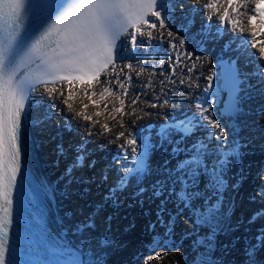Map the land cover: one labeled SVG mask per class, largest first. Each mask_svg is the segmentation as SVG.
<instances>
[{"label":"snow or ice","instance_id":"obj_1","mask_svg":"<svg viewBox=\"0 0 264 264\" xmlns=\"http://www.w3.org/2000/svg\"><path fill=\"white\" fill-rule=\"evenodd\" d=\"M218 2L219 0H204L202 4V9L208 10L209 19L213 15L217 18V35L220 34L221 26L226 31L241 33L246 31L247 25L238 27L239 20L230 16L229 9L239 16H247L252 31L245 37V43L251 48H256L253 56L264 62V40L256 39L257 36H264V0H255L251 15L247 14L249 0H240L235 7L234 0H227V7H223L222 12L217 7ZM183 7V4L170 3V0H0V264H19L14 254L10 253L9 242L14 223L16 197L19 194L22 200L24 195V189L20 185L24 168L22 129L24 120L31 118L30 95L40 88L47 93L50 109L57 107V103H62L69 111H75V115L82 117L84 121H92V116L86 115L83 110H74L69 103L78 92L89 97L90 104L96 107L103 104L105 111L121 116L116 125L110 127L108 123H104L98 133L91 130L86 133L89 136L111 133L114 139L107 141L108 143L121 141L114 163L124 161L121 170L125 175L120 178L117 187L126 183L129 174H144L148 168L147 160L150 153L158 146L164 143L175 144L172 156L176 158V163L169 168L168 161H164L162 168L166 175L163 181L158 180L153 185V195L162 197L168 194L170 197H176L183 209L189 210V219H193L196 225L211 226L216 220L219 214V194L226 183L223 175L224 166L238 151L235 139L229 143L227 125L222 124V119L226 115L231 118L239 111L238 93L242 81L233 64H230L224 73L230 88L229 100L222 102L219 109L216 108L213 97L218 96V93L213 92L211 86L216 71L214 68L210 69V75L207 77L209 86L203 89V93L211 92L212 95L202 94L200 98L192 101L190 106L194 107L195 111L191 116H185L184 119L174 118L161 125L157 132L159 140L156 144L145 139L140 130L129 131L123 120L125 115L136 114L137 109L134 106L139 103L142 95L138 94L128 99L133 77L125 69H130L137 76L145 70L139 65L121 66L116 63V48L122 36L129 37L131 47L135 48L137 36L146 37L150 42L152 39H163L166 35L174 54V60L170 58L171 76H176V69L182 65L192 72L198 66L197 62L212 63L207 57L202 56H196L195 60H192L193 54L186 49L185 40L177 34L180 30L176 32L170 30L169 25L174 11ZM257 19L258 25L254 23ZM257 28L260 31H257ZM130 29L133 31L130 32ZM152 30H156L155 35ZM185 61H191V66L186 65ZM159 63L164 64V59H160ZM260 68V76L264 78V63H261ZM122 75L126 79L122 80ZM151 75L153 74L149 73V76ZM101 76H104V79H101ZM171 76L168 82L176 84L177 81L172 80ZM192 79L188 76L186 79H180L179 83H187L192 87ZM77 84L83 87L77 90ZM146 84L151 88V80L146 81ZM195 86L199 87L198 84ZM96 96L99 99H91ZM156 99L159 100V97ZM109 103L112 104L111 109L108 107ZM169 105L170 100L165 98L162 103L150 102L147 107ZM88 107V104L83 105L84 109ZM103 114L97 111L92 115L100 117ZM112 119H116L115 115ZM37 121L44 122L39 117ZM99 123V120L92 121V127ZM117 128L120 130H116ZM199 129L208 130L205 139L194 140L191 145L185 144L183 148L174 138L175 134L181 141L190 139ZM138 138L140 143L137 142ZM208 141L216 142L211 152ZM83 151L84 145L81 144L78 153ZM213 156L215 160L211 159ZM83 159V155L78 154L72 167L82 164ZM72 167H69L68 174L71 173ZM202 178L209 189L206 193H202L199 188ZM143 191L141 188L140 192ZM259 195L264 196V192ZM196 201L200 203L197 205ZM177 211L181 209L178 208ZM171 232L172 228L169 226L168 233ZM212 232L209 247L211 240L214 239L215 227L212 228ZM257 239L261 247L257 249L255 244L250 246L251 264H257L256 257L260 251H264V238ZM154 243L156 247L150 248V254L145 257L146 264H161L169 255L168 251H164L162 255L155 254L161 245L158 241ZM46 264H98V262L81 261L76 258ZM202 264H211V261H203Z\"/></svg>","mask_w":264,"mask_h":264},{"label":"bare ground","instance_id":"obj_2","mask_svg":"<svg viewBox=\"0 0 264 264\" xmlns=\"http://www.w3.org/2000/svg\"><path fill=\"white\" fill-rule=\"evenodd\" d=\"M237 2H240V0H234L233 7L236 6ZM170 3L184 5L183 8H177L174 11L169 25L170 30L174 32L180 30L177 34L185 40L186 49L193 54L192 60H195L196 56H202L207 57L212 63L197 62L198 66L192 72L188 71V67L182 65L176 69L177 75L171 76L172 62L170 58L174 60V54L168 42L169 38L166 35L163 39H152L150 42L147 41L146 37L137 36V46L135 48L131 47L129 37L122 38V43L119 45V51L116 56V63L121 66L126 64H132L133 66L139 65L145 70L140 76H137L134 72H131L130 69H125V71L129 72L133 77L128 99L138 94L142 95L139 103L134 106L137 109L136 114L131 116L125 115L123 116V120L126 122L125 126L129 131L136 132L140 130L143 136L146 134H154L156 127L154 125L152 126L150 123L153 120L163 121V116H168L167 114L171 112L169 108L175 106V102H177L176 97L180 91L186 87L189 88L187 83L180 84V79H186L188 76H191L193 78L191 81L192 85L198 84V88L203 87L205 84L209 83L207 77L210 75V69H215V63L220 58L219 53L222 52L225 55L227 54L225 51L210 45L215 40L212 36V29L207 30L208 32H196V29L199 31L201 27L199 26L200 24L195 23V19H197V23H200L203 18H207L209 21L208 10L202 9L204 0H200L199 3L197 0H170ZM254 3V0H249L247 5L248 13L251 11L250 6H253ZM217 7L220 8L222 12L223 7H227V0H220ZM241 11L244 10L241 9ZM229 13L230 16L234 15L239 18L238 27L246 25L247 27L246 31L243 33L238 31L234 32L233 35H229L228 33L227 39L230 41L237 33L243 38L247 37L252 31L251 26L248 25L247 16L234 14L231 9H229ZM213 17H215V15L212 16V19ZM129 31L131 32L133 30L130 29ZM152 31L155 35L156 30ZM257 31H260L259 28H257ZM256 39L264 40V36H257ZM141 41L144 42L142 43ZM221 45L223 46V43H221L220 46ZM160 59H164L165 63L160 64ZM185 64L190 67L191 61H185ZM255 68L258 70V66H255ZM198 69L202 70L200 75ZM149 73L153 75L149 76ZM170 76L172 80L177 81L176 84L168 82ZM101 79H104V76H101ZM121 79L124 80L126 77L122 75ZM148 80H151V88L147 87L146 81ZM212 81H214V78ZM82 87V85H76L77 90ZM156 97H159V100H157ZM165 98L170 100L169 106L156 108L147 107L148 103L160 104ZM91 99L96 100L99 99V97H91ZM243 101L242 105L244 109L237 115L241 124L240 128H233L228 125L233 116H231V118L225 116L222 119V124L227 125L226 131L229 134V143H231L233 139H235L237 144L240 143V138L245 140L247 137L246 131L250 126L249 119L256 116L255 110L251 107L247 99ZM171 102L173 103L171 104ZM188 102H191V99H189ZM69 103L72 104L74 110H83L86 115L92 116V121L99 120L100 123L92 127V121H84L82 117L75 115V111H69L67 106L62 103H57V107L50 109L48 107L47 93L43 88L32 92L30 95L29 112L31 113V120L34 122L37 137L39 138V135H41L43 139L42 142H44L46 146L45 154L43 155L44 160L42 161L43 169L38 171V175L61 214L62 231L64 229L66 230L65 232L63 231L64 233H70L73 239H76L82 250L84 249L87 253L95 256V261H97L98 264H109L108 260H116L115 255L119 253L117 251L114 252L110 248L109 254V252L105 251L107 247H103V249L98 247V245H102L99 244V242L96 243V237L90 229L82 225L88 217L84 216V210L83 212L80 211L82 216L79 214V208L75 206V200L72 197L74 193L70 188L69 180L59 165L52 160L53 157H51V151H49L50 147L46 137L52 133L59 143L66 137V144H71L74 148L77 145V138H85L84 145L88 149L91 147L92 156L96 155L95 152L100 156L110 153L111 156H116L118 145L121 142L116 141L114 144L108 143L107 141L114 139L111 133L103 136H89L86 133L88 130H91L93 133H98L100 126L104 123H108L110 127L116 125L117 121L121 119V116L119 114L110 113V111H105L103 104L99 107L90 104L89 97L84 96L82 92H78V94L74 95ZM116 103L117 106H119V102L117 101ZM84 104H88L89 107L84 109ZM108 107L111 109L112 104L109 103ZM258 108H264V106L259 105ZM125 110L127 111L128 109L126 108ZM97 111L103 112L104 114L100 117L92 115ZM260 112L263 113L264 109ZM146 113H151V115H146ZM113 115H115L116 119H112ZM38 117L44 122L38 123ZM138 117L143 118L138 119ZM133 121H135V123H133ZM262 122H264V120H262L261 123ZM254 123H256L255 120ZM148 125L152 127L149 128L147 127ZM239 129L240 132H238ZM116 130L120 129L117 128ZM256 131L262 135V133H264V128H250V134L254 135ZM176 136L174 135V138L181 148H183L185 144H192L189 139L181 141ZM158 140L159 137L157 138V141ZM137 142L140 143L139 138ZM215 143L216 142L213 141L212 145ZM240 144V146L244 148L245 157L240 159L241 151L238 145V151L235 157H232V159H230V157L224 166V180L229 181V185L226 186L225 184L221 189V193L219 194L220 203L218 205L219 214L211 226L206 224L196 225L193 219H189V210L183 209V206L179 204L176 197H170L168 194H165L164 197H166L168 203L171 204L167 206L164 203L165 201L161 203L163 196L153 195V185L156 184L158 180L163 181L166 175L162 168L164 161H168L167 167L169 168L173 167L176 163V158L172 156V148L175 147V144L164 143L163 146L157 147L150 162V171L145 178L147 180L146 184H138L139 189H144V193L141 194L135 185V191L130 190L127 185H123L119 188L120 191L128 195V199L131 200L133 199L131 197H134L133 201L130 203L125 202V210L118 213L116 212L118 214L119 225L123 229H126L120 233L123 236V241L121 243L122 247H127L128 250L126 252H129L123 254L124 257L122 253H120L124 264H146L145 257L150 254L149 249L156 247L154 241H158L161 245L155 254L162 255L164 251L169 252L168 257L162 261L161 264H202L203 261H201V259L207 260V257H210L211 254H214L215 257L212 264H221V253H224V251L216 253L215 247L217 243L219 246L220 244H224V248H229L228 252L230 255H232L231 252H233L235 253L234 256H238L233 258L227 256L228 259L232 261L236 260L239 264H241L242 261H244L245 264H251L249 256L252 255V250L248 247L249 242L245 244L246 246H242V248L244 247L243 251L240 249V243L237 248L235 247L236 241L233 242L232 238L248 237L250 238L251 245H259L260 243L257 238H262V234H264V220L260 222V220L255 217L261 214L264 215V196L259 195V193L264 192V143H256L255 146H258V148H254V144L250 141ZM102 147L104 150L101 151ZM74 148L72 149L75 150ZM211 159L215 160V157L213 156ZM242 162H244V165ZM117 163L120 162L114 164L115 168L118 167ZM122 163L124 164V161H122ZM123 164H121V168ZM114 174L116 175L115 171ZM138 177L139 175H134L131 181ZM84 188L85 186L81 187L80 190L85 192ZM199 188L202 193H206L209 190L203 178L201 179ZM237 190L240 192V203L238 205H232L231 201ZM177 191H179V188H177ZM102 194L103 193H100L99 196H102ZM143 195H145L147 199H143ZM84 198L89 199L90 197L86 195ZM92 200L90 199L89 201ZM103 200L104 196L102 197V201ZM199 203V201H196L197 205ZM65 207L68 209L67 212L65 211ZM178 208H180L181 211L178 212ZM106 217L108 216L106 215ZM229 217L231 218L230 221L227 220ZM251 218L257 220L252 221L250 220ZM223 220L231 223L227 224ZM106 221L108 220L106 219ZM169 226H171L172 232L175 230L174 234L176 237L171 236L172 232L167 236ZM213 227H215V234L214 239L211 240V246L209 247V239L207 243H204V239L213 237ZM78 228L82 230L77 231ZM227 230H233L235 234V236L230 238V241H227L228 235L225 234ZM161 231H164V233H161ZM173 245H175V249L178 250L173 249ZM101 250L105 252V255H103L102 252L100 253ZM209 253L210 255H208ZM240 253L242 255H240ZM107 255L110 256L108 260L105 257ZM185 256L187 258L185 260L186 262L182 259ZM260 256H262L261 252H259L258 257H256L257 264H262L264 262V258L259 259ZM178 257H181L179 261L177 260Z\"/></svg>","mask_w":264,"mask_h":264},{"label":"rangeland","instance_id":"obj_3","mask_svg":"<svg viewBox=\"0 0 264 264\" xmlns=\"http://www.w3.org/2000/svg\"><path fill=\"white\" fill-rule=\"evenodd\" d=\"M232 18L234 19V18H236V17L234 16V17H232ZM216 20H217V18L215 17V21H213V24H214V22H216ZM214 28H216V24L214 25ZM229 32H232V31H229ZM213 34L216 35L215 32H213ZM229 35H233V33H232V34H229ZM120 163L123 164L122 161H120ZM135 185H137V184H135ZM137 190H139V186H137ZM71 194H72V193H71ZM72 195H73V194H72ZM75 198H76L75 201L77 200V203H78L79 195H78V196L76 195ZM91 202H92V201H90V202L84 204V208H85L84 211H85V216H88V217L90 216V218L92 219V216H91V209H92V207H93L94 204H92ZM87 204H88V205H87ZM86 205H87L88 207H87ZM77 206H78V205H77ZM79 206H80V205H79ZM79 206H78V208H79ZM82 207H83V206H80V208H82ZM88 208H89V209H88ZM93 208H94V207H93ZM186 210H187V209H186ZM186 210H185V211H186ZM65 211H66V212L68 211L67 207H65ZM71 211H72V210H71ZM80 211H81V210L79 209V214L82 216V214H81ZM88 213H89V215H88ZM70 216H71V215H70ZM180 223H181V222H180ZM78 225H79V224H78ZM79 226H80V225H79ZM121 228H122V227H121ZM87 229H90V231H91V232L93 233V235L96 237V241H95L96 243L99 242V244H100V243H102V245L104 244V243H103V240H100L101 237L98 236L99 234H98L95 230H93V228L87 227ZM91 229H92V230H91ZM174 232H175V230H173L172 234H174ZM161 233H164V231H161ZM225 234L228 235V236H227V239H228L227 241H230V238H232L233 236H235L233 230H231V231H228V230H227V233H225ZM263 235H264V234H262V238H263ZM238 237H239V235H238ZM223 238H224V237H223ZM208 239H209V238L204 239V243H207ZM232 240H233V242L236 241V242H235V247H236V248H237V246H238L239 243H240V249L243 250V251H244V247L242 248V246H246L245 244H248V242H249V244H248L249 246H248V247L251 246V244H250V238H248V237H247V238H245V237H243V238H235V239H234V237H233ZM232 240H231V241H232ZM246 240H247V241H246ZM95 242H94V243H95ZM245 242H246V243H245ZM227 244H229V243H227ZM252 244H253V243H252ZM96 245H98V244H96ZM229 245H230V244H229ZM223 246H224V244H223V245L220 244V246H219V244L217 243V245H216V247H215V248H216L215 251H217L216 253H221L222 251H224V253H225V254H224V253H221V254H222L221 261H220L221 264H237L238 262H237L236 260L233 259L234 261H232L231 259H228L227 256H230V258L238 257V256H234L235 253H233V252H231L232 255H230L229 252H228V251H229V250H228L229 248H226V247L224 248ZM98 247H100L101 249H103V247H107V249H105V251H106V252H109V254H110V248L112 249V246L109 245V244H106V245L104 244L103 246L98 245ZM256 247H257V249H259V248L261 247V245H260V244H259V245L256 244ZM194 251H196V250H194ZM243 251H242V252H243ZM101 252H102V250L100 251V253H101ZM242 252H241V253H242ZM260 252L262 253V256H260L259 259H262V258H264V251H260ZM241 253H240V255H242ZM208 255H210V253H209ZM217 255H218V254H217ZM105 257H106V256H105ZM212 257H213V258H212ZM257 257H258V256H257ZM106 259H107V260L109 259L108 256H107ZM180 259H181V257H178V258H177L178 261H179ZM182 259L184 260V262H186L185 260H186L187 258H186V256H185V257L182 258ZM207 260H210V261H211V264H212V262L215 260L214 254H211L210 257H207ZM207 260H206V259H203V258L201 259V261H207ZM235 261H236L237 263H235ZM108 262H109V264H116L117 261L114 260V259H113V260L109 259ZM222 262H223V263H222ZM117 264H118V263H117ZM238 264H239V263H238ZM241 264H245V262L242 261ZM262 264H264V262H263Z\"/></svg>","mask_w":264,"mask_h":264},{"label":"water","instance_id":"obj_4","mask_svg":"<svg viewBox=\"0 0 264 264\" xmlns=\"http://www.w3.org/2000/svg\"><path fill=\"white\" fill-rule=\"evenodd\" d=\"M229 192V191H228ZM234 198L236 199H234V200H232L231 201V204L233 205V204H239L240 203V195L238 194L237 196L235 195L234 196ZM256 218H258L259 220H260V222L261 221H263L264 220V215L263 214H261V215H258V216H255ZM254 217V218H255ZM254 218H251L250 220H252V221H254V220H257V219H254ZM228 221H230L231 220V218L229 217L228 219H227ZM224 221V220H223ZM225 223H227V224H229V223H231V222H226V221H224ZM221 229V228H220ZM226 233H227V231H225ZM83 260H96V258H95V256H93L92 254H89V253H85L84 255H83V257H82V261Z\"/></svg>","mask_w":264,"mask_h":264}]
</instances>
